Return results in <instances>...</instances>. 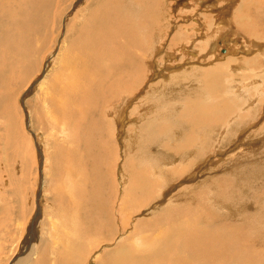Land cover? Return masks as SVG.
Instances as JSON below:
<instances>
[{
	"label": "bare ground",
	"instance_id": "6f19581e",
	"mask_svg": "<svg viewBox=\"0 0 264 264\" xmlns=\"http://www.w3.org/2000/svg\"><path fill=\"white\" fill-rule=\"evenodd\" d=\"M44 1L47 4L49 2V0ZM87 1L88 0L85 2L87 3ZM162 1L165 2L167 0L128 1L137 3L136 5L132 4L136 8L133 12L131 10L132 13L136 12L132 16L133 18H138L139 11H146L147 16L142 25L146 29L134 24L133 21L130 22V20H126L128 15L127 18L122 16L126 18L125 20L123 18L119 19L120 15L118 16L117 14L119 11L115 9L112 14H109L110 18L107 21L109 25L105 23L109 27L107 28L108 30L104 32V35L99 37V39L91 40L92 42H87V44L83 42L86 45L81 48L78 45L80 51L78 52L79 55H77L78 59L67 60L66 62L64 60L65 65L62 67L69 70L71 73V75H68L69 77L71 76L70 79L73 81V85L70 88L71 92H69L71 96L77 92L79 93V89L80 93L84 92L83 95L87 100L82 101L80 105L81 109H84V104H87L88 106H86V108H88L90 104L94 103L95 100H90L91 95L100 96L101 101L104 102L105 106L102 108L104 109L103 113L105 119L108 121L110 120L108 125L111 129L108 132L112 135L115 126L116 138H118L117 141L121 143H117L121 145V148L119 147L115 150H111L112 153H115V159L117 160L119 158L120 164L123 165V161L120 159L121 156L125 158L126 155L129 156L135 152L139 154L140 151H147L146 148H152V146L143 147L144 143H146L143 138L144 135H147V133L154 128L152 125H155L156 117L147 125L146 133H144L143 138L141 133L144 130L143 123H145V120H149V116H151L153 112L158 114L157 117L165 115L167 118L163 119L168 120L165 121V125H163L164 131H161V134L159 132L157 133L161 142L166 140L173 142L171 140L177 137L175 140L176 144H173L175 146L173 147V145H171L172 143L167 145L166 151L164 152L166 156L163 155V158L161 157L162 159L160 158L159 160L170 168L169 176L164 174L165 171L164 173L161 171V174L159 169L155 166L151 170L149 168L147 170L142 168L139 173L135 169L130 175L123 170L124 167L118 166L117 180L119 181V186L123 190L126 187L125 190L127 192L125 200L122 198L121 202L119 201L120 204L116 206V210L111 213L106 212V218L103 214V229L113 236L114 240L112 239L111 242L102 246V249L106 247L108 251L103 252L99 260L103 259L105 264H264V241H262L264 239V191L260 190L261 187H264V123H261V126L258 128L256 127L252 132L249 130L247 134L245 133L248 127L251 129L257 126L260 117L262 122L264 119V66L260 69L258 68L259 70L254 68L256 64L260 65V60L264 58V36L259 32L261 29L264 30V10L260 11L255 8V0H239L240 2H237L238 5L234 4V17L230 20V15L228 17V15L226 16L223 14L225 10L223 5H220L219 16L217 17H208L203 15V13L200 15L199 12H196L195 8H191L192 11H187L186 9L184 14L186 16V21L189 22V26H186L185 24H181L179 19H175L173 8L167 10L166 7L162 6ZM201 1L203 2L204 0ZM226 1L231 4L228 8H232L231 6L234 2L230 3L229 0ZM85 2H82V4ZM246 3H249L247 9L254 10V19H251L250 16L245 14V11L248 10H245L242 6ZM34 5L38 6L40 11L43 6H46H42L41 0H0V48H2L0 49V56L2 54V59H10V62L11 59H13L12 63L16 62L17 58H19L18 61L22 60L24 63H29V61L32 60L35 48L31 49L34 46H30L33 36H31V33L27 35V27L29 28L28 25L33 23L31 12L33 11L32 8ZM173 6L174 5H172V7ZM188 6L186 7L188 8ZM215 6L216 4H214V7ZM51 7L49 6L47 14L52 11ZM138 7L139 11L137 10ZM221 7L222 11H220ZM8 9L13 12H7L6 10ZM44 9H46V7L43 8V10ZM42 14L40 15L42 16ZM49 19L50 16L48 15V25ZM60 19H62V17ZM162 21H164V23ZM192 21L196 22L193 23L195 25H192ZM225 23L226 27L224 26ZM173 24L176 29L180 31L176 32V30H174L176 33L171 39V42L174 44L169 42L170 48L178 45L180 51L177 53L182 51L183 55H186V51L189 49V46H186L189 41L188 36H191L192 32H194L192 34L194 35L201 30L204 31L207 36L206 39H202L203 44L210 50V53L215 58L216 52L214 54V52L211 51L212 44L218 41V36L225 30L226 32L228 31L230 24L236 29H229L230 31L237 32L241 35L239 29L244 30L246 33L245 37L249 39L250 42L246 40V38L243 39L244 41H248L244 42V47L242 46L244 48L242 56L244 57H234L228 64L220 60L216 63L214 62L212 66L207 67L196 61L197 58L193 61L192 58L194 59V57L189 56V58H187L188 65L185 66L182 71L175 72L177 67L174 68L165 63L164 66L161 61L158 60L163 53L164 56H162V58L164 57L166 60L172 62L177 58L176 56H178V54H175L176 51L173 50L175 47L172 49L173 51H170L165 50L162 45L167 38V33L165 31H168L171 27L174 28ZM35 30L37 34L38 28L36 27ZM148 34H151V36ZM230 36H234L235 39L238 38L234 34ZM190 38H192V36ZM28 41L30 45L27 44ZM189 42H191V46L195 44L192 40ZM18 47L24 50L19 51ZM198 51L201 53L200 56H208L203 47L199 48ZM192 52L191 50V53ZM196 52L197 51H195V53ZM54 53L53 56L51 54L52 57L46 64L47 70L52 66L53 61L60 54V50ZM195 53L193 52L192 54ZM198 54L199 53H197V55ZM203 59L206 60L205 58ZM0 66H2V64ZM170 67L173 69L171 70ZM242 72L245 73L242 74V80L240 81L243 83H240L236 81L235 78ZM122 73L126 75V78L122 77ZM145 73L148 75L153 73L151 77L149 76V78H151V80H149L152 86L156 87L155 89H150L148 84H145L146 86L144 85L145 88H143L142 75ZM127 76L129 78L131 77V80H129ZM247 79L249 82L244 84ZM76 80L79 84H76ZM125 80H128V83H125ZM46 81L47 79L40 84L41 87ZM154 81H156V83ZM65 85L66 84H64L63 87H65ZM97 86H102L104 92L101 93ZM115 87L118 88L116 91L117 94H124L125 92L134 90V94L136 93L139 96L144 94L141 89H146L148 95L155 96L154 102L151 104L148 103L149 105L146 103L147 106H142L138 103L136 107L138 109L141 108L140 110H142V112H140L141 114L139 113V116L132 119L130 116L132 114H130L131 110L129 112V107L132 105L131 97L127 99L126 96H124L121 102L122 104L118 107L112 106V108H110L107 106L109 104L107 103L108 98L111 95L114 99L113 90L115 91ZM193 89L195 93H198V96H205L206 93H208L206 102L201 103L202 100H198L200 102H190L188 109H186L187 112L179 116L177 115V122H175V114H173V112L179 106L178 102L180 103V100L183 98L181 95L185 97L188 96L189 98V96L194 93ZM157 96L159 99L156 98ZM250 96H257L260 98L259 102H257V98L250 99ZM118 97H120V95ZM142 97L146 99V94ZM164 102L167 103L162 109L163 111L156 108L157 105L160 106V104L162 105ZM63 103V106L67 105L65 101ZM175 103L177 107L174 106ZM92 106L94 105H91V107ZM182 108L183 107H181L180 110H182ZM169 121L171 125L167 127V122ZM141 122L143 123L141 124ZM91 124L93 123L91 122ZM64 125L65 130H63L66 132L65 136H67L69 132L68 127L66 123H64ZM103 125L101 123V127ZM128 126L134 127V131L132 130L133 132L131 134L125 131V128ZM28 129L30 130V126H28ZM86 131H89V129L87 130L86 128ZM30 132L35 140H37L38 137L36 134L32 130ZM236 132L238 136L234 142V135ZM153 133H150V135ZM93 135L97 134L94 132ZM180 138L184 140V142L181 141ZM89 139H91V137L88 138V141ZM91 140H93V138ZM36 142L40 164L43 166L45 161L44 154L41 152L43 145L40 141ZM123 142H125V146ZM174 149L180 153L176 154L173 152ZM118 153H120L121 156L118 157ZM168 153L170 156H167ZM84 154L87 156L86 153ZM153 156L155 157V155ZM149 160L151 159L148 158V161ZM145 164H147L146 161L142 162L141 166ZM109 168L110 167H108V169ZM83 170L84 168L80 171ZM166 171L168 172V170ZM83 173L79 174V177H81ZM136 173H138L139 176ZM42 174L41 171V175ZM89 177L86 182H91ZM160 183H163V185L165 184V188L163 191L158 192V185ZM76 185V183H72L74 189ZM109 188L110 187H108V189ZM118 189L117 192L119 191ZM41 190L39 191L40 193ZM157 193L162 194V196L151 203L150 199L152 196L155 199ZM113 194H117L116 191ZM40 197L43 199L42 195L40 196V194H38L37 215L34 220L37 221L36 219L39 217L38 222L36 225L33 223L35 226H30L31 231L28 230L27 238H24L25 243L23 247H19L21 249L19 252L17 251L18 254H16L15 258L14 256L11 258L13 260L15 259L13 264H17L18 262H20V264L21 262L24 263L27 259L32 257V255H28L26 258L22 259V257L27 254L28 250L35 252L34 246L38 244V240H41V236L38 232V224L45 212H43L39 200L41 199ZM93 197L94 196H92L91 199ZM253 202V207H251L250 205ZM98 203L100 207V202ZM101 206L104 209L103 213H105L108 205L105 207L104 204H101ZM118 207L121 210H119ZM254 207L256 208L255 210H253ZM126 208L128 211L124 213L123 209ZM118 210L120 212H118ZM120 216H122L121 220L119 219ZM110 235L103 236V238H112ZM54 238L55 234L52 233L51 239ZM126 238L127 240H124ZM94 242L96 243L94 246L98 247L100 244L99 239L95 238ZM47 243H49V240ZM46 249L49 248L46 247ZM23 251H25V253H21L23 255L20 256L21 254L19 255V253ZM58 251H60V249ZM258 255L262 256V259L259 258L261 260L257 259V257H259ZM38 257L39 256H37V258ZM73 257L74 256L70 255L69 251L66 250L64 254V264H70L71 261H74L72 260ZM11 259L8 264L13 262ZM52 260L54 259L52 258ZM42 262H44V260ZM60 263L62 264V262ZM44 264H47V261Z\"/></svg>",
	"mask_w": 264,
	"mask_h": 264
},
{
	"label": "rangeland",
	"instance_id": "374dc122",
	"mask_svg": "<svg viewBox=\"0 0 264 264\" xmlns=\"http://www.w3.org/2000/svg\"><path fill=\"white\" fill-rule=\"evenodd\" d=\"M85 1L86 0H49L47 4L44 0H41L42 6L46 5V6H43V8L46 7V9L44 10L43 8L41 9V11L43 12L42 14V12L39 10L40 8L34 5V7L32 8L33 11L31 12L33 16V23H30L28 25L30 29L27 27V35L28 33H31V36H33L31 45L29 44V41L27 42V44L30 45L31 47L32 45H34L31 49L35 48V53H34V56H32V60L29 61V63L28 62L24 63V61L22 60L18 61L19 58H17L16 62L12 63L13 59H11V62H10V59L9 60H7V58L5 60L2 59L1 58L2 54L0 56L1 58L0 65L2 64V66H0L1 67L0 71H2L0 72V75L2 74L1 75L2 77L0 76L1 78L0 79V247H1L0 248V264H8L9 260L13 256L15 258L16 254H18L19 250L21 249L19 247L21 246L23 247L25 243V239L27 238V235L29 232L28 230L31 231L30 226H33L34 225L33 223H35L36 225V223L38 222L39 217L36 219L37 221H34L37 215L36 210H37L38 194H40V196L42 195L43 197V199L40 197L41 199L39 200L42 205L43 212H45L42 219L40 220L41 223L39 222L40 225L38 224V230H39L38 232L41 236V240H38L37 242L39 244V245L37 244L38 246L37 245L34 246V250H35V252L33 251L34 254L32 250L31 251L28 250L27 254L24 257H22V259L26 258L28 255L29 256L32 255V257L27 259L24 263L21 262V264H30L31 262H32L31 264L33 263L44 264L46 263V261H47V264H59L60 262L64 264V261H65L64 254L66 250L69 251L70 255L74 256L72 259L74 261H71L70 264H91V261H92V264H105L104 260L103 259L99 260V258L103 254V252L108 251L107 250L108 248L106 249V247H103L102 249V246L111 242V240L113 239V236H111L108 232H105V229H103V226H104L103 225V220H104L103 214H104V217L106 218V215H107L106 212L111 213L112 211L116 210V206L120 204L121 199L123 198V200H125V195L127 192L125 190L126 187L123 190L119 186V181L117 180V170L119 168L118 166L124 167L123 170H125L128 173V175H130L131 172H133V170L135 169L139 173L142 168L146 170L149 168L151 170L154 166L157 167V169H159L161 174L162 172L164 173L165 171L164 174H166L167 176L170 175V172H169L170 168L164 165L163 163H161L159 160L161 157L163 158V155H165L164 152L166 151V146L169 145L170 143H172L171 145H173L176 142L175 140L177 137L171 140L173 142H170L169 140L161 142V139L157 133L159 132L161 134V131H164L163 125H165V121H168L166 119H163V118H167L165 115H161L160 117H157L158 114L153 112L152 115L149 116L148 121L145 120V123L141 122V124L143 123L145 125V126L143 125L144 130L141 133L142 138H143L144 133H146L147 125H149L151 123V120L156 117L155 125H152L154 126L155 130L153 128L149 133H147L148 136L144 135V138H143L144 141L146 142L144 143L143 147L146 148V147L152 146V148L151 147L146 148L147 151L145 150L144 152L140 151L139 154L135 152V153L130 154L129 156L126 155L125 158L121 156L120 153H118V157L121 156L120 159L121 161H123V165H122L120 164L118 157H117L118 158L117 160L115 159L116 158L115 153L111 152L112 149L115 150L119 147L121 148V145H118L120 142H118L117 141L118 138H116L115 126H114V132L112 135L110 132H108L111 129L108 125V122L110 120L108 121L105 119V115L103 113L104 109H102L105 105H104V102L101 101L100 96L97 97L95 95H91L90 100H95L94 103L90 104L88 108H86V106L88 105L84 104L83 105L84 109L83 108L81 109L80 105L82 104V101L87 100L83 95L84 92L80 93V89H79V93L77 92L72 96H71V93H69L71 92L70 88L73 85L72 84L73 81L70 79L71 76L70 77L68 76V75H71V73L69 70H66L62 67H64L65 62L67 60L69 61L72 59H78L77 55H79L78 52H80L79 46L81 48L82 46L86 45L87 42L88 43L92 42L93 39H99V37H102L104 35V32L107 31L108 30L107 28L109 27L108 26L109 24L107 23V21L110 18L109 14H112V12H114L115 9L119 11L117 13L118 16L120 15L119 19H122L123 17L127 18V15H128L127 19L126 18H123V19L130 20V22L133 21L134 24L141 26L143 29H146L145 27L142 26L144 24L143 21L145 20L147 16L146 11L144 12L139 11V7H138L137 8V10L139 11L138 18L136 19L132 17L136 13V12L132 13L133 11L136 10L135 6L132 4L136 5L137 4L136 2L134 3L128 2L129 0H88L86 3ZM225 1L226 0H204L203 2L201 0H167L165 2L162 1L161 4L163 7H166L167 10L173 8L174 16L176 17L175 19L176 20L179 19L181 21V24H185L186 26H189L188 25L189 22L186 21V16L184 13L186 9L188 11V10H191V8H195L196 12H199L200 15H202L203 13V15L208 16V17H213V16L217 17L219 16V7L220 5H223L224 6L223 8H225V10L223 11L224 13L223 12L222 13L226 16L228 15V17L230 15L229 19L232 20V18L234 17L233 11L235 9V5H238V3L242 0L240 1L239 0H229L230 3L234 2L232 3V6H231L232 8L230 7L228 8V6L231 4H229L228 1H226L225 3ZM82 2H85V3L82 4ZM235 2L236 3L238 2V3L236 4ZM255 3H256L255 8H257V10H260V11L264 10V6H263L264 0L263 1L255 0ZM171 4L174 6L172 7ZM214 4H216L215 7H214ZM188 5L189 6L192 5V6L189 7ZM248 5L249 3H246L242 7H244L245 10H248V11H245L246 12L245 14H247V16H250L251 19L252 18L254 19V10L247 9ZM49 6L50 7L52 6L51 7L52 11L49 12V14H47L48 13L47 10H49ZM186 6H188L189 9ZM258 7L261 9H259ZM34 8L36 11L34 10ZM228 9L229 11L231 10L230 11L231 13L228 11ZM6 11L13 12L10 9ZM39 11H40V14H42V16L39 14ZM220 11H222V7L220 8ZM48 15L50 16L49 25L47 23ZM61 17L62 19H60ZM162 22L164 23V21ZM105 23H107L108 25ZM191 23L192 25H195L193 23H196V22L192 21ZM224 26L226 27V23L224 24ZM234 26H235V23H234ZM34 27L38 28L37 34H36V30ZM231 27L233 26H231L230 24L229 29L230 30L235 29L234 27L233 28ZM229 29L227 32L225 30L220 36H218V41L213 42L212 44L211 51H213L214 54L216 52L215 58L210 53V50H208L203 44L202 39L207 38V36L205 35L206 33L200 30L196 34L192 35L194 33L192 32L191 33L192 38H190L191 36H188V38H189V41L192 40L193 43L195 44L191 46L190 45L191 42L188 41L186 46H189V49L186 51V55H187L186 57V55H183L182 51L180 53H177L180 51V49H178V45L174 46L175 48L174 47L170 48L169 42L171 44H174L171 42V39L174 37V34L176 32L180 31V30H177L174 25V28L171 27V29H169L168 31L167 30L165 31L167 33V38L162 43V45L164 46L165 50L176 51L175 54H178V56H176L177 58L172 62V61L166 60L164 57L162 58V56H164L163 55L164 53H163L162 56L158 58V60H160L162 65L164 66L165 64H168V66H172L174 68L177 67L178 69L176 68L175 72H180L183 70L185 66L188 65L187 58H189V56L194 57V59L192 58L193 61L196 60L197 58L196 61L200 62L201 65H205L207 67L212 66L214 62L216 63L220 60L228 64V62H231V60L234 57H237V56L244 57L242 56L244 52V48H243L244 42H248V41L243 40L246 38L245 31L238 28L241 34L239 35V33L230 31ZM174 30H176V32ZM262 30L263 29L259 30V32L264 36V30L263 31ZM231 34H234L238 38L235 39L234 36H230ZM148 35L151 36V34H148ZM246 40H249V39L246 38ZM83 42H85L86 44ZM202 47L203 49H205V52L209 56V58L208 56L207 57L205 56L202 57V55L200 56L201 53L198 51V49ZM54 49L56 52L60 50V54L57 56L59 58L56 57L55 60L53 61L52 66H50L51 69L49 67L47 70L46 64L50 61L51 57L53 56V53L55 52ZM18 50L23 51L24 49H22L21 47H18ZM191 50L194 53L195 51L197 52L195 54H192L193 52L191 53ZM197 53L199 54L197 55ZM203 58H205L206 60H204ZM6 60H7V63H6ZM263 62H264V58L260 60V65L256 64V66L258 65L257 68L255 65H254L255 67L254 66L252 67H254L256 70L258 68L260 69L262 66H264ZM172 69L173 68H171V70ZM244 73L245 72H242L240 75H237L236 76L237 78H235L236 81L240 82L242 80V74ZM152 74L153 73H151V75H148L145 73L142 75L143 76V79H142L143 88H145L144 87L145 84L146 85L148 84L150 89L156 88L152 86V83L150 81L151 78H149V76L151 77ZM121 75H123L122 76L123 78H126L125 77L126 75H124V73H122ZM44 78L47 79V81L41 87L40 84L45 80ZM127 78L131 80V77L129 78L127 76ZM75 82L76 84L77 83L79 84L77 80ZM154 82L156 83V81ZM248 82L249 81L247 79L244 82V84ZM125 83H128V80H125ZM240 83H243V82H240ZM64 84H66L65 87H63ZM97 88L99 89L101 93L104 92V89L102 88V86H97ZM117 89L118 88L115 87V91L113 90L114 99L112 98V95L108 98L107 103L109 104L107 106L110 108H112V106L118 107L122 104L121 102L123 101L124 96H126L127 99L131 97L132 105H130L129 107V112L131 110L130 114L131 113L132 114L130 116L132 119L139 116L141 114L140 112H142V110H140L141 108L138 109L136 107L138 103L142 106H145L146 103L147 105L153 103L155 99V96L153 95L151 96L146 93V89H141L142 93H144L143 95L145 96L146 94V99L142 97L143 95L139 96L136 93L134 94V90H131L130 88L128 89H130L131 92H125L124 94L122 93L123 95L121 93L117 94L116 93ZM59 90H61L63 93ZM119 95L120 97H118ZM181 96L183 98L180 100V103L177 101L179 106L177 107L176 103L174 104V106L177 107V109L173 112V114H175V118L172 117L174 118L175 122H177V119H176L177 115L179 116L183 114L184 112H187L186 109H188L189 107L188 105H190V102H195V101L200 102L202 100L201 103H205L207 100L208 93H206L205 95L206 98L205 96H202V95L198 96V93H195V91L191 96H189V98L188 96L187 97H185L184 95H181ZM156 98L159 99L158 96ZM256 98H257V102H259L260 98H258L257 96H254V97L250 96V99H256ZM64 101L67 104L66 106H63ZM166 103L167 102H164L162 105L160 104V106L157 105L156 108H159L162 110L166 106L165 105ZM91 105H94V106L91 107ZM181 107L185 109L182 108V110H180ZM258 107H259V103H258ZM100 117L102 119L103 118L105 119V120L103 119L105 123ZM99 121H100V124H99ZM91 122L93 124H91ZM64 123L67 124L68 131H69L67 133V136H65L66 132H64L65 130ZM101 123L102 125L104 124L102 127H101ZM261 123H264V119L262 122L261 117H260V121L257 122V126H254L251 129H249L248 127V129H246L247 132L245 133L247 134L249 130L252 132L253 130L256 129V127L257 128L260 127ZM170 125H171L170 121L167 122V127ZM28 126H30V130L28 129ZM86 128L87 130L89 129V131H86ZM133 129L134 127L128 126L127 128H125V131L131 134L134 131ZM31 130L38 137L37 140H35L34 136L30 132ZM97 130L100 132H98ZM94 132L97 135H93ZM150 133H153V134L150 135ZM234 136H235L234 138V142H235V139L238 136V133L236 132ZM90 137L91 139L93 138V140L89 139L90 141L89 142L88 138ZM150 140H151V143H150ZM36 141L38 142L40 141V143L43 145L42 146L43 148L41 151L45 157L43 166H41L40 164V158L38 155L39 153L37 150ZM181 141L184 142V140L182 139ZM123 144L125 146V142H123ZM174 146L175 145H173V147ZM149 151L152 152V155H151V152ZM145 152L148 153L149 156ZM173 152H175L176 154L180 153L179 151H176L175 149ZM84 153H86L87 156ZM168 154L167 156H170V154L169 155ZM153 155H155V157ZM148 158L151 160L148 161ZM145 161L147 164H145L144 166L143 165L141 166L142 162H145ZM79 163L81 166L79 165ZM108 167L110 168L108 169ZM111 167L114 169V171ZM83 168L86 171L84 170L80 171ZM166 170H168V172ZM41 171L43 173L42 175H41ZM81 173L83 174L81 177H79V174ZM138 173L136 174L139 176ZM88 177H89V180H91V182H86V180H88L87 179ZM73 182L77 184L75 189L74 187H72ZM108 187L110 188L108 189ZM39 188L40 190L42 189L41 193L39 192L40 191ZM164 188H165V184L163 185V183H160L158 185L159 190L158 189L157 190L158 192L163 191ZM117 189L119 190L118 192H117ZM260 190L264 191V187L263 188L261 187ZM115 191L118 195L113 194L115 193ZM92 196L94 197L91 199ZM161 196L162 194L157 193V197L154 199V197L152 196V198L150 199V202L152 203L153 201H155L157 198H160ZM115 198H118L119 200ZM34 201H35V204H34ZM98 202H100V207H99ZM101 204L102 205L104 204L105 207L108 205L105 213H103L104 209L101 206ZM253 204L254 202L250 206L253 207ZM118 209L121 210L119 207ZM255 209L256 208L254 207L253 210ZM119 210L118 212H120ZM127 211H128L127 208L123 209L124 213ZM119 219L121 220L122 216H120ZM26 224L27 225L29 224V225L27 226ZM117 226L119 227L118 224ZM52 233L55 234V238L57 237L56 239L55 238L51 239ZM107 235H110L112 238L108 237L107 239H104L103 236H107ZM95 238H98L100 241V244L98 247L94 246V244H96L94 242ZM48 240H49V243H47ZM124 240H127V238ZM262 241H264V239ZM66 244L68 245L65 246ZM46 247H48L49 249H46ZM59 249L60 251H58ZM21 253L24 254L25 251L20 252L19 255ZM23 254H21L20 256H22ZM37 256L39 257L37 258ZM52 258L54 260H52ZM58 258H59V261H58ZM92 258L95 260H93ZM259 258L262 259V256L257 257L258 260H261ZM11 260L13 262L10 264H13L15 262V259L14 260L11 259ZM43 260L44 262H42ZM17 264H20V262H18Z\"/></svg>",
	"mask_w": 264,
	"mask_h": 264
}]
</instances>
